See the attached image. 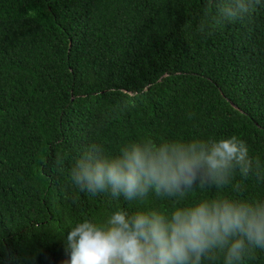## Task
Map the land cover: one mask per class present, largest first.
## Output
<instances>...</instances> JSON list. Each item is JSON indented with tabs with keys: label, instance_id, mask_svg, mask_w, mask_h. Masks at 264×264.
Instances as JSON below:
<instances>
[{
	"label": "trees",
	"instance_id": "obj_1",
	"mask_svg": "<svg viewBox=\"0 0 264 264\" xmlns=\"http://www.w3.org/2000/svg\"><path fill=\"white\" fill-rule=\"evenodd\" d=\"M218 3L0 0V264H65L71 228L120 209L264 202V180L238 171L223 188L131 202L70 183L94 143L117 155L147 139L235 135L264 168V0L220 23ZM241 264H264V249Z\"/></svg>",
	"mask_w": 264,
	"mask_h": 264
},
{
	"label": "clouds",
	"instance_id": "obj_2",
	"mask_svg": "<svg viewBox=\"0 0 264 264\" xmlns=\"http://www.w3.org/2000/svg\"><path fill=\"white\" fill-rule=\"evenodd\" d=\"M252 8L253 0H219L213 19H242ZM237 171L264 180V168L233 135L147 139L125 145L117 155L94 143L74 160L69 177L80 192L122 195L131 202L150 191L183 198L194 186L223 188ZM255 249H264V202L224 196L177 204L170 212L120 209L103 223L79 222L68 232L65 264H202L220 257L224 264H241Z\"/></svg>",
	"mask_w": 264,
	"mask_h": 264
}]
</instances>
